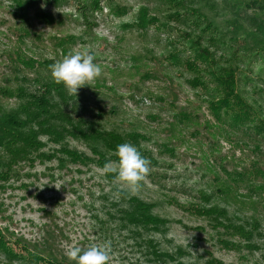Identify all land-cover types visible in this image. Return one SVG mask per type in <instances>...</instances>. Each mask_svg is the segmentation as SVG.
<instances>
[{
	"label": "rangeland",
	"instance_id": "374dc122",
	"mask_svg": "<svg viewBox=\"0 0 264 264\" xmlns=\"http://www.w3.org/2000/svg\"><path fill=\"white\" fill-rule=\"evenodd\" d=\"M246 2L0 0V117L22 133L0 146V264H75L70 246L106 241L110 264H264V131L210 105L232 63L264 118V54L230 39L234 16L264 19ZM84 48L103 73L69 95L50 65ZM125 142L151 160L131 198L101 171Z\"/></svg>",
	"mask_w": 264,
	"mask_h": 264
},
{
	"label": "clouds",
	"instance_id": "9594fccd",
	"mask_svg": "<svg viewBox=\"0 0 264 264\" xmlns=\"http://www.w3.org/2000/svg\"><path fill=\"white\" fill-rule=\"evenodd\" d=\"M95 60L89 48L70 51L61 61L50 65L52 80L62 85L69 95L77 96L79 89L90 86L101 77L103 68ZM112 155L118 159L107 161L101 171L105 175L112 174L113 183L117 186L116 195L124 194L127 198L138 195L150 175L151 160L128 142L118 144ZM66 256L75 264H110L111 242L92 244L86 248L73 245L67 249Z\"/></svg>",
	"mask_w": 264,
	"mask_h": 264
},
{
	"label": "trees",
	"instance_id": "16d2710c",
	"mask_svg": "<svg viewBox=\"0 0 264 264\" xmlns=\"http://www.w3.org/2000/svg\"><path fill=\"white\" fill-rule=\"evenodd\" d=\"M235 3L240 4V0H235ZM248 7H253L255 10L264 11V5L258 3L256 0H248L246 2ZM235 14L238 13V7H236ZM195 11V10H194ZM197 12V10H196ZM234 14V15H235ZM203 17V15H200ZM206 18V17H205ZM204 18V19H205ZM252 23V28H244L242 18L234 16L228 21L231 29L230 39L238 43H243L246 45L245 41L251 40L252 44L247 48V50H253L256 53L264 54V19L258 16L257 13L249 16L248 19ZM212 24L207 20L205 24V29H211ZM243 30V32H241ZM197 44L200 41L197 40ZM238 48L233 49V53H237ZM209 51L206 48L198 47L197 56L204 58L208 61ZM211 63L212 60H209ZM225 73L221 75H216L215 80L218 81L215 84V90L217 92V97L211 100V107L214 110L215 116L220 117V113L224 115H230L232 122H245L250 120L254 123L255 130L264 131V118L257 115L253 105L245 100L241 93L236 89L237 88V78H236V67L232 63H228ZM21 120L18 117L17 112H7L2 117H0V146L14 144L10 139L15 140L20 138L21 133ZM5 148V147H4ZM7 152L9 150L6 149ZM24 154L23 150H20ZM142 209H146L143 207ZM152 216L146 212L143 214H133L131 215L130 220L135 224H152ZM3 238L0 236V247L4 246ZM37 257V256H35Z\"/></svg>",
	"mask_w": 264,
	"mask_h": 264
}]
</instances>
